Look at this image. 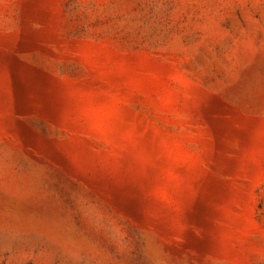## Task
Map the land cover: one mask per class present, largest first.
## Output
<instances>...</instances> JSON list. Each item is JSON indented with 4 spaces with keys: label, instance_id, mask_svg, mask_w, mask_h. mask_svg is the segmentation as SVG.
Returning a JSON list of instances; mask_svg holds the SVG:
<instances>
[{
    "label": "rangeland",
    "instance_id": "374dc122",
    "mask_svg": "<svg viewBox=\"0 0 264 264\" xmlns=\"http://www.w3.org/2000/svg\"><path fill=\"white\" fill-rule=\"evenodd\" d=\"M0 264H264V0H0Z\"/></svg>",
    "mask_w": 264,
    "mask_h": 264
}]
</instances>
